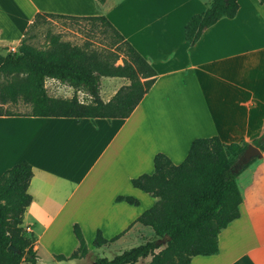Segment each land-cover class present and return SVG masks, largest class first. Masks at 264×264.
Returning <instances> with one entry per match:
<instances>
[{
    "label": "crops",
    "instance_id": "obj_1",
    "mask_svg": "<svg viewBox=\"0 0 264 264\" xmlns=\"http://www.w3.org/2000/svg\"><path fill=\"white\" fill-rule=\"evenodd\" d=\"M210 2L0 0L1 55L18 50L37 13L104 16L156 73L126 119L0 116V176L24 161L32 166L22 228L34 237L37 264H79V256L69 259L79 248L75 224L86 255L152 241L153 231L136 220L156 199L131 180L153 174L157 154L179 165L195 139L251 143L264 134V4L237 0L232 19H220L193 43ZM90 8L98 14L82 12ZM127 85L124 78L101 77L99 97L107 103ZM237 185L239 217L218 235V253L189 264H264V152ZM53 227V242L45 240ZM97 231L107 240L99 248L92 245Z\"/></svg>",
    "mask_w": 264,
    "mask_h": 264
},
{
    "label": "trees",
    "instance_id": "obj_2",
    "mask_svg": "<svg viewBox=\"0 0 264 264\" xmlns=\"http://www.w3.org/2000/svg\"><path fill=\"white\" fill-rule=\"evenodd\" d=\"M105 1L97 0V3L102 5ZM259 2L264 4V0ZM237 10V0H211L193 43L206 28L222 18L232 19ZM47 19L102 24L122 44L123 64L116 65V55L108 59L91 50L87 44H72L49 31L45 34L46 43L40 48L34 47L29 43L32 37L30 31ZM155 76L150 65L123 40L104 16L37 13L24 32L18 50L0 54V78L4 79L0 83L1 103H16L21 98L30 106V111L25 114L0 112V116L126 119L149 91ZM101 77L124 78L129 85L121 87L109 102L104 103L99 97ZM49 79L65 84L75 92L83 90L91 100L81 103L75 95L70 99L49 97L44 87ZM261 137L251 143L231 144L222 143L216 136L195 139L187 157L179 165L172 164L165 155L157 154L153 174L131 180L134 188L156 199L155 204L136 220L149 227L156 240L133 247L111 260L97 259L96 264H136L148 257L151 259L147 264H189L195 256L217 254L218 235L239 217L242 195L237 178L257 159L240 168L237 162L250 144L264 152ZM32 177V166L25 161L0 176V264H37L34 237H27L22 228L24 214L32 201L28 193ZM116 200L138 205V201L130 197H117ZM73 234L79 248L69 259L87 252L81 230L76 224ZM162 240H165L164 244ZM106 243L107 240L97 231L92 245L99 248ZM9 246L18 252L9 250ZM56 258L66 260L63 256Z\"/></svg>",
    "mask_w": 264,
    "mask_h": 264
},
{
    "label": "rangeland",
    "instance_id": "obj_3",
    "mask_svg": "<svg viewBox=\"0 0 264 264\" xmlns=\"http://www.w3.org/2000/svg\"><path fill=\"white\" fill-rule=\"evenodd\" d=\"M82 12L88 15H97L98 13L90 8L85 9ZM74 14V13H72ZM59 34L61 38L65 41H69L72 44L83 46L87 44L91 50H96L103 56H106L108 59H112V56H118L116 61V65H122L124 57V50L122 48V44L113 36L112 32L105 28L102 24L96 23L91 24L87 21H74L68 19H47L45 22L39 24L35 28L30 31V35L32 36L29 39V43L34 47L40 48L45 43V34L47 32ZM4 79L0 78V83H3ZM45 91L49 97L52 98H60V99H70L73 95H75L79 102L86 103L91 99L89 95L83 91H74L70 87L60 82H52L45 81L44 83ZM30 111V106L23 103L20 98L16 103H7L2 104L0 101V112H12L17 114H25ZM59 221L56 222L58 224ZM64 222H61V224ZM55 227H53L45 237V240H51L52 236L49 234L54 232ZM26 233V232H25ZM26 236L29 237L26 233ZM156 240V237L152 239V241ZM151 241V239L149 240ZM53 242V241H52ZM162 243H165V240H162ZM136 246L133 244L132 246L126 247L123 245H117L109 252L102 250H94L92 253L86 255L78 253L79 257L82 258L79 264H96L97 259H100L101 256L104 255L107 259L111 260L115 256L120 255L126 249H131ZM131 247V248H129ZM163 248V247H162ZM160 248L159 250H161ZM157 250L156 252H158ZM151 257H148L145 260H139L136 264H147L150 262ZM45 263H48L47 260L44 259ZM22 264H27L23 262Z\"/></svg>",
    "mask_w": 264,
    "mask_h": 264
},
{
    "label": "water",
    "instance_id": "obj_4",
    "mask_svg": "<svg viewBox=\"0 0 264 264\" xmlns=\"http://www.w3.org/2000/svg\"><path fill=\"white\" fill-rule=\"evenodd\" d=\"M261 141L264 142V134L261 137ZM260 159L262 158V152L259 150L258 147L254 146V145H249L242 153V155L240 156L237 165L238 167H242L243 165L248 164L252 159ZM9 250H13L15 252H18L16 249L12 248L11 246H9L8 248ZM27 257V256H26Z\"/></svg>",
    "mask_w": 264,
    "mask_h": 264
}]
</instances>
